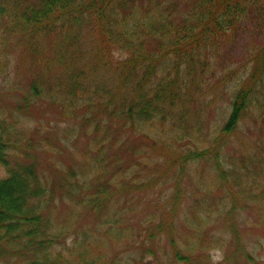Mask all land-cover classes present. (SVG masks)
<instances>
[{
	"label": "trees",
	"instance_id": "1",
	"mask_svg": "<svg viewBox=\"0 0 264 264\" xmlns=\"http://www.w3.org/2000/svg\"><path fill=\"white\" fill-rule=\"evenodd\" d=\"M255 11L0 0V264H264V40L222 64Z\"/></svg>",
	"mask_w": 264,
	"mask_h": 264
},
{
	"label": "rangeland",
	"instance_id": "2",
	"mask_svg": "<svg viewBox=\"0 0 264 264\" xmlns=\"http://www.w3.org/2000/svg\"><path fill=\"white\" fill-rule=\"evenodd\" d=\"M264 40V13L255 11L251 15L244 17L238 23V28L233 35L231 43L228 45L227 56H223L222 64L230 65L233 68L247 56V51L254 49ZM246 63V59L244 60ZM206 91L204 86L203 94ZM207 94L213 98L214 91L211 88ZM188 108V107H187ZM221 258V252L211 250L209 252L208 263H217Z\"/></svg>",
	"mask_w": 264,
	"mask_h": 264
}]
</instances>
